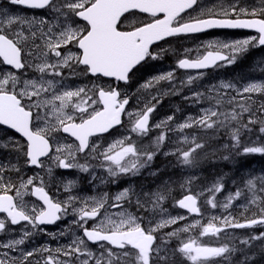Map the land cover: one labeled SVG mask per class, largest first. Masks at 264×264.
I'll return each instance as SVG.
<instances>
[{"label": "snow or ice", "instance_id": "1", "mask_svg": "<svg viewBox=\"0 0 264 264\" xmlns=\"http://www.w3.org/2000/svg\"><path fill=\"white\" fill-rule=\"evenodd\" d=\"M9 4L22 9H47L50 15L28 17L11 8L0 9V63L14 70L0 73V128L14 131L23 140V143L9 141L16 153L15 163L0 162V214H4L0 218V232L21 222L32 229H25L18 239L0 242V264H128L129 261L131 264H177V256L185 257L192 264H209L212 258L228 261L238 251L244 253L241 264H251L253 257L247 252L257 242L264 246V232L243 239L232 236L214 247L190 238L180 241L176 249H172L168 241L177 233H188L200 221L164 236L157 235L158 229L187 219L185 216L171 217L151 227L157 214L167 215L162 205L174 183L171 180L164 181L151 192H136L130 187L114 197L105 192L89 198L69 196L66 202H54L53 196L45 190L43 177L37 173L25 180L22 171L24 167L42 170L47 160L61 169L89 172L87 164L76 162L77 154H84L86 159L105 168L109 182L123 175L139 174L151 167L160 154L174 157L178 167L195 169L200 163L199 154L208 147L203 136H193L191 140L185 136L172 145L174 151H162V146H167L168 134L179 135L192 128L216 136L226 135L228 142L222 145L224 150L242 148L243 154H264V143L259 146L241 144L243 135H255L256 129L258 138L264 140V99H253V94L264 97V82L238 86L221 81L205 91L192 90L186 100L197 104L207 101L209 106L201 107L198 116H188L187 122L178 124L175 129L172 127L174 114L150 126V114L161 102L157 97L152 98L155 103L148 101L133 114L126 110L130 102L128 94L119 90L120 82L127 84L130 73L142 62L163 56V49L154 54L150 47L168 37L212 29H243L256 33L232 42L209 41L195 50V59L188 58L193 50L185 49V58L178 60L177 68L195 70L196 75H188L186 82L181 80L177 85L176 69H173L153 75L140 85L141 89H155L161 81H167L171 87L160 95L179 94L185 83L191 86L202 80L203 70L230 66L249 47L264 46V0L251 3L249 0H9ZM137 12L147 14L148 22L122 30L126 14ZM29 70L38 75L22 79ZM17 72L21 75L15 74ZM81 78L90 82L93 78L108 79L115 83L108 86L83 84L74 89L66 83ZM125 115L131 118L128 129L131 134L148 136L153 128L167 131H161L150 145L137 144L132 135L106 148L92 142L93 138L124 127ZM60 133L74 138V150L65 146L68 149L65 152V148L55 146ZM249 143L253 142L249 140ZM51 172L49 168V175ZM151 174L161 180L165 175L158 169ZM196 179L191 176L186 183L190 187ZM18 182L20 188L32 186V194L42 202L39 207H27L17 188ZM239 185L221 204L215 199L217 193L225 190L224 178L219 177L204 191L184 195L176 206L189 214L203 216L198 200L208 197L204 204L213 210H222L221 216H212L202 226L201 237L219 239L236 229L264 226V170L259 175L249 173L241 177ZM180 186L184 188V184ZM14 190L15 197L9 194ZM242 198L246 201L240 206L242 214L233 216L231 209ZM126 205H134L145 215L133 216L122 211ZM252 206L256 208L255 214L244 216ZM110 209L116 211L108 215ZM69 210L82 233L80 237L54 249L41 246L27 250L24 247L36 232H43L41 225L54 224L67 216ZM44 234L53 240L63 235ZM88 242L98 245L97 252L89 250ZM261 250L264 251V247Z\"/></svg>", "mask_w": 264, "mask_h": 264}, {"label": "rangeland", "instance_id": "2", "mask_svg": "<svg viewBox=\"0 0 264 264\" xmlns=\"http://www.w3.org/2000/svg\"><path fill=\"white\" fill-rule=\"evenodd\" d=\"M215 2V0H213ZM252 0H249L251 3ZM11 8L15 12L23 16H43L50 15L49 10H45L44 12L35 13L33 11H22L17 9V6L10 5L9 2L0 1V9H8ZM138 20L139 17H133ZM142 18V17H141ZM144 20V18H142ZM82 23V22H81ZM252 36V35H250ZM249 36H210V37H190V44L186 39L174 40V44H171L172 41H169L165 44H162L153 52L154 54L158 53L161 49L164 50V54L160 59L153 60L149 58V60L141 66L132 76L130 81L126 85H121L119 88L123 90L124 93H127L131 98V104L127 111L133 112L135 114L136 111L140 110L145 106L148 101L152 100L153 97H157L161 102L157 104L156 110L153 112L152 116V124L159 123L161 121H166V118L169 115H173L175 117V122L172 123V127L175 129L178 124H182L187 122L186 118L188 116H198L201 107H208V102L203 101L200 104H197L195 101L186 100L185 97L191 96V91H205L209 86L213 84H219L221 81L223 82H233L238 86L246 85L248 83H260L264 82V71H261V68H264V64L260 63L264 61V48L259 47H249L247 51H251L254 49V56L251 58L248 56L246 59V63L242 61L241 57H243L242 53L238 56V59L235 63L226 67L214 68L208 71H204L205 75L202 80H199L194 85H185L179 91V94L172 95H160V93L167 92L171 85L167 81H161L159 85L156 86L155 89H141L140 85L142 83H147L149 79L153 75H162L167 71H171L176 69L175 71V83L180 85V81L184 80L186 82L188 75H196L194 71H185L177 68V63L180 58L184 57L185 49H192L193 51L188 55V58H196L197 52L195 51L197 48H202L203 45L207 44L209 41H224V42H232L235 40L247 39ZM167 47H170L166 50ZM39 62V61H37ZM9 71H14L13 69L7 68L3 63H0V73H5ZM17 75H21V73H15ZM38 73H34L29 70L27 73L22 75V79H32ZM82 80V81H81ZM73 89L77 86L88 84L91 86V83L103 84L105 86L113 85L115 82L110 80H89L85 79H76V80H68L66 81ZM207 94V93H206ZM91 95V93H89ZM253 99L260 101L264 99L260 94H253ZM179 109V111H177ZM130 117L127 116V120L124 123V127L118 128L113 132L112 135H108L103 139L97 138L93 140V143L102 144L105 148L108 144L113 143L118 139H123L124 136L132 135L134 142L140 145H150L155 140L156 136L160 134L161 131H167L166 129L157 130L155 128L150 131L148 136L139 137L135 134H131L128 129H130L131 124L129 123ZM39 127H43V125H38ZM178 131V130H177ZM256 134H244L241 140V144L245 146H254L260 139L258 138V129L255 130ZM187 136L189 140L192 139L193 136H203L205 140H207L208 147L199 154L200 163L195 169H186L183 167H178L175 163V158L169 156L165 157L163 154H160L156 157L153 162V165L149 168L141 170V172L135 176L132 175H123L120 176L115 182H109L108 173L105 168L100 167L94 160L86 159L84 154H77V163L87 164L90 168L89 172H83L79 169H61L56 167V165L52 162L45 160V167L41 170H32L35 174H39L41 176L40 171L46 172L47 177H51L50 187H52L55 191V194L64 202L68 200L69 196L73 197H84L89 198L93 196H98L103 193H110L111 188L118 187V193L123 191L125 188H134L136 192H151L155 191L158 186H160L164 181L171 180L172 183L171 191L167 194V198L164 201L162 207L167 210V215L157 214L154 217V223L151 227H155L157 223H160L161 220H166L171 217L177 216H185L186 220L179 221L177 224L167 225L163 228L158 229V236H164L169 232H172L179 228H184L187 224H195L196 221H200V224L196 225L192 228L188 233H177V236L171 238L168 243L172 249H176L179 247L180 241H187L188 239H196L199 243L206 246H218L219 243L225 242L228 238L232 236L239 237L240 239L245 238L248 235H257L259 232H264V226H254L251 229H236L234 232L230 231L228 236L225 237L221 235L219 239L215 237L209 236H200V231L202 230V226L206 225L209 219L212 216H221V209H211L209 206L204 204V199L208 197L201 198L199 201L201 202V212L203 216H193L189 213H186L184 209H181L176 206V202L183 198L184 195L193 194L195 195L198 192H202L205 189L211 187L212 183L216 181L217 178L223 177L225 190L222 193H217L215 195V199L219 203H223L225 201V197L229 193H233L236 190V187H240L239 181L241 177H247L249 173H253L255 175L261 174L263 167H259L257 163L244 164L241 166V163L238 165L239 169L236 172H232L229 174H225L223 171L222 164L223 162H227V157L229 153H235L237 149H232L231 151L224 150L222 145L228 142V137L224 134H220L219 136L214 135L213 133H204L199 129H185L182 134L171 133L168 134V139L165 141L167 145L162 146V151H174L175 149L172 145L180 140H183L184 137ZM208 137H212V139H208ZM11 140H16L13 136H9L7 143L5 146L10 149L12 152L11 155L8 156L7 160L16 162V153L13 151L12 145L9 143ZM57 143L56 147L65 148V152H67V148L65 146H70L73 150L75 147V141L67 135L62 133L57 134ZM249 140L253 143L250 144ZM264 141V140H263ZM63 158V157H62ZM21 163H23L21 161ZM51 168V175L48 173V169ZM92 168H95V171H92ZM27 169V167L23 168V171ZM159 170L162 173H165L163 179H158L156 176H153L151 173ZM61 171L58 174V171ZM98 173V174H96ZM56 175V176H55ZM96 175L98 180L94 183L93 178ZM90 176V177H89ZM195 176L197 179L193 182V184L189 187L186 183L187 178ZM53 177H56L55 180H52ZM69 181L72 182L69 185ZM93 182V183H92ZM143 182H147V185H142ZM234 182H236L234 184ZM181 184H184V188H181ZM233 185V186H232ZM57 186V187H56ZM141 186V188H140ZM137 187V188H136ZM100 189V191H99ZM66 193V194H63ZM28 194V192L24 193ZM246 201L242 198L238 202L234 203L233 208L231 209L232 215L236 217H240L242 214L241 205L245 204ZM79 207V204L76 205ZM134 205L132 207H126L121 209L122 211H126L129 214L136 216H143L145 213L139 209H137ZM149 207H151L149 205ZM130 208V209H129ZM237 208L238 211H237ZM116 210H109L108 215H112ZM256 212V208L252 206L250 212H244V216H252ZM227 214V213H223ZM69 222L67 226L74 225V214L69 210ZM238 244V241H237ZM261 243L257 242L255 247L251 249L250 252H247V255L255 258L253 255H256V258L253 264H264V251H262ZM90 250V249H89ZM95 252L94 250H91ZM236 252L232 257L229 258L228 261H225L221 258H212L209 264H241L244 259V253ZM241 256V257H239ZM177 264H192L191 261H188L183 256L176 257ZM131 264V261L128 262Z\"/></svg>", "mask_w": 264, "mask_h": 264}, {"label": "flooded vegetation", "instance_id": "3", "mask_svg": "<svg viewBox=\"0 0 264 264\" xmlns=\"http://www.w3.org/2000/svg\"><path fill=\"white\" fill-rule=\"evenodd\" d=\"M143 15L139 14V13H135L134 15H128L127 14V20L124 21V23L121 27L124 28L123 30H130V25H133V24L140 25L142 22H148V20H149L148 16L147 15L143 16ZM133 17H139V18L136 21V19ZM141 17L144 18V20ZM214 34H220L223 36H227V35H234V36L256 35V34L248 32L246 30H237V31H228V32L213 31V32H208V33H204V34L197 35V36H192V37L204 38L205 36L214 35ZM181 39H186L187 42L190 44V35L189 36H177V37L171 38L165 42L167 43L169 41H172L171 44H174V42H173L174 40H181ZM165 42L162 44H165ZM162 44H160L159 46H161ZM242 55H243V57H241V59H242V61H244V63H246V60H247L246 58L248 56H250L251 58L254 56V49H251V51L245 52V54H242ZM33 171L32 170L22 171V175H23L24 179L26 180L28 177L35 175V173ZM40 172H41V177H43L45 182H46L45 190L49 193L50 196H53L54 202L55 201H62L55 194L54 189L52 187H50L51 177H47L46 172H44V171H40ZM58 173L60 174V172H58ZM55 179H56V177L52 178V180H55ZM17 188L19 189V191L21 193V196L23 198L24 203L27 205V207L29 209H31L34 206L35 207L40 206V204L42 202L40 200H38V198L32 194V186H29L27 189L20 188L19 182H18ZM140 188H141V186H140ZM26 192H28V194H24ZM9 194H11L15 197L16 191L14 190L13 192H10ZM3 216H4V214H0V218H3ZM63 223H64V220L61 219L53 225H41L43 232H36L32 236V238L26 242V245L24 247H26L27 250H31L32 248H38L41 246H48L49 248L54 249L57 247L66 246L63 244L64 241H69L71 244L74 239H76L77 237H80L82 235V233L75 226V224L64 227L62 225ZM91 224H92V222H90L89 226H91ZM25 229H27L28 231H32V229L29 225H27L25 222H21V224L16 225V226H12L6 232H0V242H6L7 240H10V239L20 238V235L22 234V232ZM44 233H63V235H58L56 237V239L53 240L51 238V236L46 235ZM93 246H95V245H91L90 243H88V248L90 250H91V247H93ZM93 248H96V250H97V247H93Z\"/></svg>", "mask_w": 264, "mask_h": 264}, {"label": "trees", "instance_id": "4", "mask_svg": "<svg viewBox=\"0 0 264 264\" xmlns=\"http://www.w3.org/2000/svg\"><path fill=\"white\" fill-rule=\"evenodd\" d=\"M3 132L4 134L0 136L1 139H4L7 135V132L0 128V134ZM22 141V140H21ZM260 143H264L263 140H259L254 146H259ZM245 146V145H244ZM228 160L227 162H223L222 167L225 174H229L232 172H236L237 169H239L238 165L241 163V166L244 164H250V163H257L259 167L264 168V154H243L242 148L239 150H236L235 153H229L228 154ZM247 160V161H246ZM233 186V185H232ZM256 258V255H253ZM241 257V256H239ZM253 258V261L255 260ZM253 264V262H251Z\"/></svg>", "mask_w": 264, "mask_h": 264}, {"label": "bare ground", "instance_id": "5", "mask_svg": "<svg viewBox=\"0 0 264 264\" xmlns=\"http://www.w3.org/2000/svg\"><path fill=\"white\" fill-rule=\"evenodd\" d=\"M167 159H169V157L167 158ZM247 161V160H246ZM133 208H135V207H133ZM130 209V208H129ZM58 230V229H57ZM73 230V229H72Z\"/></svg>", "mask_w": 264, "mask_h": 264}]
</instances>
